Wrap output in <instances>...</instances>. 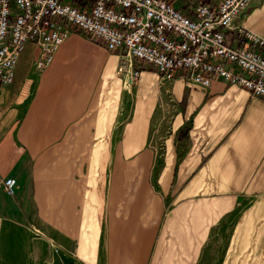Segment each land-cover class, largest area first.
I'll use <instances>...</instances> for the list:
<instances>
[{
  "label": "crops",
  "instance_id": "obj_1",
  "mask_svg": "<svg viewBox=\"0 0 264 264\" xmlns=\"http://www.w3.org/2000/svg\"><path fill=\"white\" fill-rule=\"evenodd\" d=\"M235 22L264 38V0ZM25 45L0 85L8 263L28 238L41 263L205 264L212 247L264 249V100L220 78L162 80L150 65L129 80L118 54L77 32L42 68ZM224 230L225 244L208 243Z\"/></svg>",
  "mask_w": 264,
  "mask_h": 264
},
{
  "label": "built area",
  "instance_id": "obj_2",
  "mask_svg": "<svg viewBox=\"0 0 264 264\" xmlns=\"http://www.w3.org/2000/svg\"><path fill=\"white\" fill-rule=\"evenodd\" d=\"M248 1L0 0V85L11 82L25 44L37 49L33 68H42L77 31L118 54L116 70L129 80L150 65L162 80L179 74L207 86L220 78L264 100V38L235 22ZM13 184L2 180L6 193Z\"/></svg>",
  "mask_w": 264,
  "mask_h": 264
},
{
  "label": "rangeland",
  "instance_id": "obj_3",
  "mask_svg": "<svg viewBox=\"0 0 264 264\" xmlns=\"http://www.w3.org/2000/svg\"><path fill=\"white\" fill-rule=\"evenodd\" d=\"M179 2V1H177ZM77 32V31H73ZM83 35L84 38L86 36L82 34L81 32H77ZM88 39V38H87ZM91 41V40H90ZM93 42V41H92ZM29 49L28 45H24L18 54V66L23 67L21 63H23V58L25 57L27 51ZM139 67V65H136ZM33 229V233H30L31 237H38L40 234L35 233L36 229ZM230 233L225 230L223 232H211L210 238L208 243L211 245L212 242L216 241V245H222L226 243V240L229 239ZM247 234L241 233L239 235L238 241L242 240V237H246ZM31 239V240H29ZM34 238H28L24 244L21 245L24 247H20V243L18 242L16 244V247L18 248L16 252V258L14 259L16 261L15 264H69L68 261L65 259H44V262L41 263L40 256L43 254L40 243L37 241H34ZM211 240V241H210ZM215 243V242H214ZM244 242L240 241L238 244H243ZM48 246L52 247V251L55 252L56 247L53 244L47 243ZM10 244L7 241L6 238L0 239V264H12L8 263L7 258L10 253ZM20 248H19V247ZM58 251V249H57ZM224 254L223 257H221V254ZM67 256V255H66ZM10 258H13L11 255H9ZM69 258V256H67ZM13 260V261H14ZM71 261L70 264H87L83 263L80 260H76L74 257L69 258ZM205 264H264V249H246V248H238V249H221V248H210L206 251V256L202 259ZM90 264V263H89ZM92 264V263H91Z\"/></svg>",
  "mask_w": 264,
  "mask_h": 264
}]
</instances>
